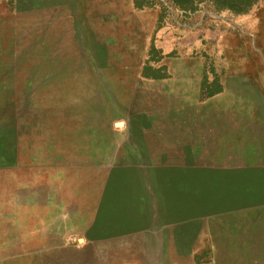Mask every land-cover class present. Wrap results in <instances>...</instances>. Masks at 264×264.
<instances>
[{
  "label": "rangeland",
  "instance_id": "1",
  "mask_svg": "<svg viewBox=\"0 0 264 264\" xmlns=\"http://www.w3.org/2000/svg\"><path fill=\"white\" fill-rule=\"evenodd\" d=\"M186 1L0 0V264H264V65Z\"/></svg>",
  "mask_w": 264,
  "mask_h": 264
},
{
  "label": "crops",
  "instance_id": "2",
  "mask_svg": "<svg viewBox=\"0 0 264 264\" xmlns=\"http://www.w3.org/2000/svg\"><path fill=\"white\" fill-rule=\"evenodd\" d=\"M258 1V0H257ZM258 6L252 5L246 12L233 14H228L225 17V12L220 13V17L216 20L215 30L209 31V33L204 30V36H201V26L205 25L206 20H202L199 26L194 27L197 31L192 30L190 26L186 27V39H191L194 36V40L197 41L193 43L192 47H198V53L195 56L198 58L199 64L202 63L203 52L211 51L214 48L218 57H220L219 63L225 62L223 59V54L237 56H253L256 63L264 65V0ZM256 3V2H255ZM201 10V9H200ZM205 14V12L203 13ZM197 34V35H196ZM187 46V45H186ZM190 48V46H188ZM213 47V48H212ZM240 48V50H239ZM218 50V51H217ZM194 54V53H193ZM194 55L190 54L186 47V63L188 64ZM204 61V60H203ZM206 63V61H204ZM249 60L245 64L248 63ZM194 63V62H193ZM226 63V62H225ZM186 69V80L191 77L187 76ZM192 73V72H189ZM252 79H255L258 84L259 80L263 79L257 72H250L248 74ZM202 76L199 77V79ZM259 79V80H258ZM262 87V86H261ZM264 89V87H262Z\"/></svg>",
  "mask_w": 264,
  "mask_h": 264
},
{
  "label": "trees",
  "instance_id": "3",
  "mask_svg": "<svg viewBox=\"0 0 264 264\" xmlns=\"http://www.w3.org/2000/svg\"><path fill=\"white\" fill-rule=\"evenodd\" d=\"M222 3H219V0H214V2L219 5L222 4L225 6L224 8H230L234 11H237L239 13L248 11L249 7L252 5V2H256L257 0H222ZM188 4L191 6L193 3V0H187ZM251 4V5H250ZM249 5V7H247ZM244 6V7H242Z\"/></svg>",
  "mask_w": 264,
  "mask_h": 264
},
{
  "label": "bare ground",
  "instance_id": "4",
  "mask_svg": "<svg viewBox=\"0 0 264 264\" xmlns=\"http://www.w3.org/2000/svg\"><path fill=\"white\" fill-rule=\"evenodd\" d=\"M231 186H233V185H231ZM232 188V187H231Z\"/></svg>",
  "mask_w": 264,
  "mask_h": 264
}]
</instances>
